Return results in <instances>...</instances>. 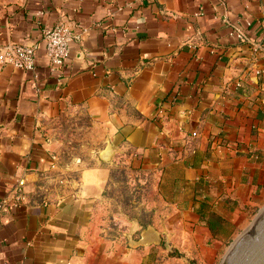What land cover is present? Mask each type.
Masks as SVG:
<instances>
[{"label": "crops", "instance_id": "obj_1", "mask_svg": "<svg viewBox=\"0 0 264 264\" xmlns=\"http://www.w3.org/2000/svg\"><path fill=\"white\" fill-rule=\"evenodd\" d=\"M262 16L264 0H0V46L39 48L35 71L0 63V264H216L264 201ZM61 22L75 37L52 69L42 32ZM67 109L96 139L72 175L45 128ZM119 164L155 174L158 202L100 240ZM150 226L161 242L135 244Z\"/></svg>", "mask_w": 264, "mask_h": 264}, {"label": "rangeland", "instance_id": "obj_2", "mask_svg": "<svg viewBox=\"0 0 264 264\" xmlns=\"http://www.w3.org/2000/svg\"><path fill=\"white\" fill-rule=\"evenodd\" d=\"M45 128L57 143L60 165L74 174L76 158H86L89 149L95 145L93 119L84 111L67 109L51 118ZM110 178L112 185L105 191L106 201L98 215L95 232L100 240L116 237L124 240L130 223L146 221L152 213L151 208L157 205V177L150 172L128 170L119 164L113 167ZM262 207L264 201L224 242L216 264H220L231 242L252 223Z\"/></svg>", "mask_w": 264, "mask_h": 264}, {"label": "built area", "instance_id": "obj_3", "mask_svg": "<svg viewBox=\"0 0 264 264\" xmlns=\"http://www.w3.org/2000/svg\"><path fill=\"white\" fill-rule=\"evenodd\" d=\"M264 29V16L259 20ZM240 37H243L239 34ZM74 34L66 23L61 22L51 27L44 28L42 32V41L44 44V56L47 64L52 69L61 68L65 65L70 51L71 41ZM37 44L10 42L0 46V63L4 65H11L13 67L35 71L38 65ZM251 157L258 158V155L251 153ZM17 197L21 198L22 186H16ZM1 253V250H0Z\"/></svg>", "mask_w": 264, "mask_h": 264}, {"label": "water", "instance_id": "obj_4", "mask_svg": "<svg viewBox=\"0 0 264 264\" xmlns=\"http://www.w3.org/2000/svg\"><path fill=\"white\" fill-rule=\"evenodd\" d=\"M101 158H110L109 148L103 151ZM160 242V233L150 226L142 230L141 237L135 244ZM220 264H264V207L258 211L252 223L231 242Z\"/></svg>", "mask_w": 264, "mask_h": 264}, {"label": "trees", "instance_id": "obj_5", "mask_svg": "<svg viewBox=\"0 0 264 264\" xmlns=\"http://www.w3.org/2000/svg\"><path fill=\"white\" fill-rule=\"evenodd\" d=\"M251 153H255L256 155H258V153L256 151H253ZM208 222H209L210 228L214 231L215 226L217 225V221L214 219H209Z\"/></svg>", "mask_w": 264, "mask_h": 264}]
</instances>
